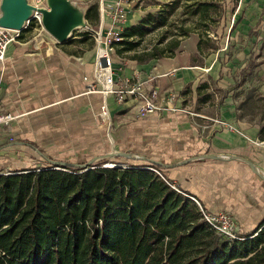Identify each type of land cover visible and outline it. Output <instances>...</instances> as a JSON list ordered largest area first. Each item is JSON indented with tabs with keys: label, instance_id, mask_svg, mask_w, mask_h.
Segmentation results:
<instances>
[{
	"label": "crops",
	"instance_id": "1",
	"mask_svg": "<svg viewBox=\"0 0 264 264\" xmlns=\"http://www.w3.org/2000/svg\"><path fill=\"white\" fill-rule=\"evenodd\" d=\"M136 23L128 15L116 33ZM110 25L109 17L100 15L95 30L107 31ZM45 38V45L36 37L12 43L6 60L0 63V113L16 117L8 127L0 128L2 171L43 167L48 160H43L40 151L58 162H97L100 156L111 154H105L104 148L109 139L113 153L131 155L115 157L127 160H117L120 167L148 165L146 159L154 160L161 169L155 172L175 191L207 211L229 213L240 234L262 226L264 176L248 162L264 171V110H244L255 96L264 103V77L258 71L264 63H253L254 74L250 77L248 71L241 79L240 85L250 78L262 83L250 95L248 92L246 100L227 93L212 108L213 94L202 95V90L209 89L211 80H223L218 56L193 46L145 64L128 60L115 71L118 83L134 75L142 81L151 78L150 84L160 90V104L179 109L139 117L132 99L119 103L114 95L89 92L96 80L93 44L84 47L78 43L83 36L72 35L65 43L56 42L48 33ZM203 85L206 88L199 92ZM172 94L176 99L169 102ZM104 102L110 112L106 123L99 118Z\"/></svg>",
	"mask_w": 264,
	"mask_h": 264
},
{
	"label": "trees",
	"instance_id": "2",
	"mask_svg": "<svg viewBox=\"0 0 264 264\" xmlns=\"http://www.w3.org/2000/svg\"><path fill=\"white\" fill-rule=\"evenodd\" d=\"M213 7L202 2L188 11L207 20ZM86 20L88 27L99 26L98 5L87 10ZM164 22L149 16L124 29L112 43L113 59L135 52L129 60L145 64L175 55L189 34L186 26L168 47L136 52ZM103 164L84 171L49 162L1 170L0 264H264V223L228 240L206 224L191 198L155 172H161L156 165Z\"/></svg>",
	"mask_w": 264,
	"mask_h": 264
},
{
	"label": "rangeland",
	"instance_id": "3",
	"mask_svg": "<svg viewBox=\"0 0 264 264\" xmlns=\"http://www.w3.org/2000/svg\"><path fill=\"white\" fill-rule=\"evenodd\" d=\"M28 1L38 7L47 5V0ZM71 1L84 12H87L91 6L98 5L100 12L102 5L113 0ZM202 2L215 5L208 13L207 20L191 16L188 11V6ZM131 3L128 15L134 22L138 23L141 19L149 16L165 21L162 26L152 29L136 52L152 50L154 47L158 49L168 47L171 41L178 37L181 27L186 26L190 31L187 36L181 38L180 50L185 49L184 47L197 46L203 49L206 54L219 57V75L223 80H211L209 89L202 90V95H207L208 91L213 94L210 107L213 108L216 104H221L227 93L235 99L246 100L251 89L259 88L262 85V83H257V80L253 82L251 78L245 85H240V83L243 75L248 71H250V77L254 74L253 63H260V61L264 63V0H131ZM88 28V26L79 28L73 35L81 36L88 31ZM46 36L47 32L42 25L33 24L31 30L23 36L22 41L36 37L37 40H42V45H45ZM92 44L95 46L97 54L99 47L92 36H88L83 45L88 47ZM134 53L127 52L121 58L112 59L114 74ZM258 71L264 77V66H261ZM259 95L258 91V97ZM256 97L252 101L250 99V104H245V113H252L256 109L258 112L264 110V103L260 99L257 100ZM186 103L189 104V99L186 100ZM104 148L105 154L116 152L109 139ZM41 153L40 151L39 155L45 161L47 156ZM43 160L41 159L39 162L43 163ZM117 160L127 161L124 158L113 157L103 158L95 163L104 162L103 166L105 167L115 165ZM1 163L2 159L0 158V171L5 169ZM7 170L10 171V169H6L3 172L6 173Z\"/></svg>",
	"mask_w": 264,
	"mask_h": 264
},
{
	"label": "built area",
	"instance_id": "4",
	"mask_svg": "<svg viewBox=\"0 0 264 264\" xmlns=\"http://www.w3.org/2000/svg\"><path fill=\"white\" fill-rule=\"evenodd\" d=\"M131 6V0H113L106 5H102L100 15L109 17L110 28L107 31L102 28L99 30L89 29L99 47L95 62L96 80L89 87V92L101 93L104 96L114 95L119 103L132 99L137 104L136 112L139 117H148L165 111L177 112L179 109L175 107L165 108L160 104V90L157 86L150 84L151 78L147 81H142L134 75L126 78L121 83H118L115 79L112 68L115 49L112 43L119 40L116 31L121 29L127 21ZM33 24L42 25L41 14L36 11L33 12L31 20L24 25V30L0 27V63L6 60L10 45L12 43H20L25 35L24 32L31 29ZM168 99L169 102H172L176 99V95L172 94ZM15 118L11 113H0V128L8 127ZM99 118L103 123H106L110 118L109 107L106 102L101 106ZM219 123L226 126L229 130H234V127L227 123L222 121ZM196 203L202 212L203 220L219 236L228 240L241 239L237 223L229 213L224 211L212 213L205 210L199 202L196 201Z\"/></svg>",
	"mask_w": 264,
	"mask_h": 264
},
{
	"label": "water",
	"instance_id": "5",
	"mask_svg": "<svg viewBox=\"0 0 264 264\" xmlns=\"http://www.w3.org/2000/svg\"><path fill=\"white\" fill-rule=\"evenodd\" d=\"M34 11L41 14L42 27L58 43L67 42L77 29L87 27L86 12L79 9L71 0H47L46 7L35 6L29 3L28 0H1L0 27L13 30H24V25L31 20ZM121 156L127 158L131 157V155L127 153H111L103 157L100 156L99 159ZM45 159L48 160L51 165L57 167L81 168L83 171L90 169L96 162V160H93L88 164L78 165L49 160L47 157H45ZM146 160L151 164L159 165L154 160ZM248 163L258 173L264 176V171L258 169L253 163ZM120 166L119 164H115L114 168Z\"/></svg>",
	"mask_w": 264,
	"mask_h": 264
},
{
	"label": "bare ground",
	"instance_id": "6",
	"mask_svg": "<svg viewBox=\"0 0 264 264\" xmlns=\"http://www.w3.org/2000/svg\"><path fill=\"white\" fill-rule=\"evenodd\" d=\"M101 54H103V52H101ZM108 167H114V165H109Z\"/></svg>",
	"mask_w": 264,
	"mask_h": 264
}]
</instances>
